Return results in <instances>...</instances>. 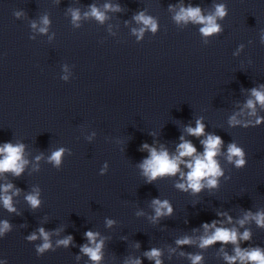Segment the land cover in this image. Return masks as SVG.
Listing matches in <instances>:
<instances>
[{
    "label": "water",
    "instance_id": "1",
    "mask_svg": "<svg viewBox=\"0 0 264 264\" xmlns=\"http://www.w3.org/2000/svg\"><path fill=\"white\" fill-rule=\"evenodd\" d=\"M217 4L227 10L216 19L219 33L205 37L203 25L174 19L181 6L208 16ZM90 5L104 12L103 22L85 16ZM140 12L158 27L138 38L145 26L133 17ZM261 85L264 0H0V146L23 144L28 162L19 177L0 174V186L14 185L9 195L20 190L15 212L0 202V222L11 226L0 236V264H94L81 252L89 230L103 241L98 264H154L144 256L154 247L163 264H191L189 252L202 253L203 264H226L219 243H175L188 235L198 244L201 225L220 219L218 212L232 218L223 226L250 232L241 248L264 249V228L251 218L239 224L248 212L264 211V124L229 125L233 115L253 123L264 117V106L255 104V115L246 107ZM198 119L224 142L218 186L192 195L175 188L178 175L147 183L143 144L173 154L184 136L202 152L204 137L186 132ZM233 142L245 152V167L226 159ZM60 148L57 167L49 157ZM36 192L41 203L33 208L25 197ZM156 198L174 211L154 223ZM40 228L51 243L42 256ZM33 233L38 238L28 241ZM68 236L70 245H57ZM234 247L224 250L234 255Z\"/></svg>",
    "mask_w": 264,
    "mask_h": 264
},
{
    "label": "clouds",
    "instance_id": "2",
    "mask_svg": "<svg viewBox=\"0 0 264 264\" xmlns=\"http://www.w3.org/2000/svg\"><path fill=\"white\" fill-rule=\"evenodd\" d=\"M90 12H86L85 16L91 15L97 20L103 22L105 19L104 12H101L95 5H90ZM110 5H105V8H110ZM171 8V6H170ZM116 10H119L117 6ZM227 14L226 6L223 4L215 5V12L208 16L202 14V10L199 6L193 7H180L179 12L175 15L174 19L177 22H193L195 24L203 25L200 28V32L205 36L219 33L221 31L220 25L216 22V19L223 18ZM19 15V14H17ZM138 23H142L145 27L139 29L138 38L141 37L146 30L150 28L152 32H156L157 23L150 17L146 16L143 12L138 13L133 17ZM80 19V12L78 9L72 10V20L75 23ZM43 23L47 25L49 23L47 17L44 18ZM35 27V25H33ZM41 32H45L46 28H41ZM136 32V29H133ZM264 85L260 88L251 89L252 96L255 98L249 99L246 102V107L251 109L249 115H255V104L264 106ZM264 124V117H257L255 122L247 121L242 122L237 119L236 115H233L229 119L230 126L243 125L244 127L253 126L257 127ZM205 124L201 119L196 121L195 127L188 126L186 132L189 136L204 137L200 140V144L203 146V151L199 152L195 144L191 140H186L184 136L180 137V143L176 146L175 152L170 154L169 151L163 146L158 150L149 144H143L142 148L147 150L149 155L139 165L142 169L143 176L146 178L147 183H152L158 179L164 177H176L179 176L181 182H177L174 186L181 192L190 193L196 195L204 191L205 188L209 190L218 186V181L221 176L224 175L223 170L217 160V157L222 153L223 140L220 136L215 134H206ZM24 151L23 144H12L10 142L4 143L0 146V174L11 173L13 176L19 177L24 172V167L28 163L22 158ZM65 149L60 148L53 152L49 157L50 162H54L55 166L59 167L61 164V158ZM40 157H37L39 160ZM226 159L230 163H234L237 168L246 166L245 152L241 147H238L236 143H229L226 150ZM186 169V171H185ZM227 179H230L228 177ZM14 188L12 183H7L0 186V202H2L4 208L9 212H15L16 209L13 206L12 197L19 194V189H16L9 195V192ZM39 192L30 194L25 197L27 202L33 207L37 208L40 205L38 199ZM152 206L155 212V216L151 217L155 223L159 218L165 216H171L173 214V206L165 199L161 201L156 198L152 200ZM220 219L213 220L211 223H203V234L198 237L199 243H196L191 236L185 235L183 238H178L175 243L178 247H192L197 246L200 249H205L220 244V250L223 252V259L226 264H264V249L260 246L251 247V250L247 248H241L240 242L247 241L251 238V234L248 230H245L242 234H238L235 228L225 227V218L231 223L232 218L225 213H217ZM255 220L258 227L264 228V211H258L255 214L248 212L245 217L239 220V224L243 226L249 219ZM115 221L107 220L108 226H111ZM220 225V226H217ZM10 224L7 221L0 222V236L10 230ZM99 233L91 230L86 231L84 236L87 238L88 243L81 247V252L86 254L94 264H98L101 260V248L103 241H97ZM39 237L43 239V244L36 247V253L38 256H42L46 250L51 248L49 240V234L45 232L43 228L39 229ZM38 237L36 233L26 237L28 241H34ZM72 236H68L65 239L57 241V245H63L67 247L72 243ZM234 245V255H229L225 251L227 245ZM137 247L139 245L137 244ZM53 251H55L53 249ZM175 251V249H173ZM161 251L158 248H151L145 251L144 256L154 261V264H163L161 260ZM181 255H185L181 252ZM187 258L191 261V264H203L204 256L202 253H187ZM127 264V262H126ZM131 264H142L140 258L131 261Z\"/></svg>",
    "mask_w": 264,
    "mask_h": 264
}]
</instances>
